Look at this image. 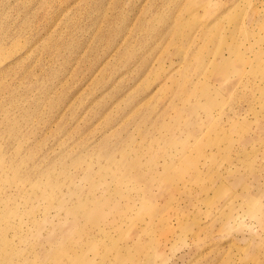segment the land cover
<instances>
[{"label": "rangeland", "instance_id": "rangeland-1", "mask_svg": "<svg viewBox=\"0 0 264 264\" xmlns=\"http://www.w3.org/2000/svg\"><path fill=\"white\" fill-rule=\"evenodd\" d=\"M263 88L264 0H0L13 264H264Z\"/></svg>", "mask_w": 264, "mask_h": 264}, {"label": "bare ground", "instance_id": "bare-ground-1", "mask_svg": "<svg viewBox=\"0 0 264 264\" xmlns=\"http://www.w3.org/2000/svg\"><path fill=\"white\" fill-rule=\"evenodd\" d=\"M254 22V21H253ZM244 27V26H243ZM216 28V27H215ZM240 29H242L241 27H240ZM243 30L244 31H246V29H244L243 28ZM248 30V29H247ZM237 31H238V29H237ZM240 32V31H239ZM210 37V40L211 39H213V38H215V35L214 34H212V33H210V35H209ZM227 48V47H226ZM238 48L239 47H231V46H229V49H228V52H229V54H228V56H226V55H223V54H220L219 55V57H220V59H217L216 57H217V53L214 55V58H210L208 61H207V68H208V70L211 68V66H212V68H211V70L213 71V70H215V74L213 75V76H215V78H217V80H219L222 84H224L225 86H227L228 85V79H229V75H228V73L230 72H243V69H242V67H241V64H239L238 62H236V61H234L233 59H232V53L233 52H236V53H238ZM223 51V50H222ZM221 52V51H220ZM219 52V53H220ZM223 53V52H222ZM209 65V66H208ZM244 73V72H243ZM232 76V75H231ZM211 77V76H210ZM250 79V78H249ZM241 80V79H240ZM230 81V80H229ZM222 84H220L221 86H222ZM205 87H207L208 88V85H204ZM208 90H209V88H208ZM262 94L264 95V88L262 89ZM249 136V135H248ZM245 137H246V139H245ZM231 141L233 140L232 138H229ZM249 139L250 138H248L247 139V136L246 135H244V139H242V138H240V142L242 143V144H245L247 141H249ZM208 141L209 142H211V143H213V144H220V141L219 140H216V139H213V138H209L208 139ZM243 149H245V148H243ZM256 149V148H255ZM257 150V149H256ZM248 151V150H247ZM247 151H243L242 152V155H243V158H244V161H245V163H246V165L250 168V170L252 171V173L253 174H256L257 173V165L256 164H254L253 163V158L251 157H249V155H250V153L249 152H247ZM251 152H253L252 150H251ZM256 152V151H255ZM242 159V158H241ZM153 165H155V163H153ZM145 171H147V170H145ZM144 171V172H145ZM245 187H248V185L246 184V183H244L243 184ZM220 192L222 193V195H224V196H229V195H231V191H230V188L229 187H227L226 185H223L222 186V188H221V190H220ZM247 193H251L250 192V190H248V192ZM261 193V195H264V191H261L260 192ZM257 213L258 212H254V216H257ZM93 217L95 218V214H93ZM98 217V216H97ZM37 226H38V224H37ZM39 228H40V226H39ZM38 228V229H39ZM39 231H40V229H39ZM38 231V232H39ZM2 233H4V232H2V231H0V264H2V262H3V260H5V261H8V259H10V258H12L13 256L10 254V253H8V251H9V248H8V246H9V244H8V242H7V240L5 241V239H4V236L2 235ZM12 251V250H11ZM20 255H22V254H16V257H20ZM5 258V259H4ZM14 258H15V256L13 257V259L11 260V261H8L7 263L8 264H13L14 263ZM4 261V262H5ZM57 262H58V260H57ZM60 262V261H59Z\"/></svg>", "mask_w": 264, "mask_h": 264}, {"label": "crops", "instance_id": "crops-1", "mask_svg": "<svg viewBox=\"0 0 264 264\" xmlns=\"http://www.w3.org/2000/svg\"><path fill=\"white\" fill-rule=\"evenodd\" d=\"M249 138H250V136H249ZM263 204V210H264V203H262Z\"/></svg>", "mask_w": 264, "mask_h": 264}]
</instances>
